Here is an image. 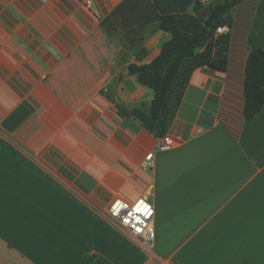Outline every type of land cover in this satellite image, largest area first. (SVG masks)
<instances>
[{
    "label": "crops",
    "instance_id": "0c3cea01",
    "mask_svg": "<svg viewBox=\"0 0 264 264\" xmlns=\"http://www.w3.org/2000/svg\"><path fill=\"white\" fill-rule=\"evenodd\" d=\"M122 1L0 0V264H264V104L242 111L261 0L234 7L226 70L191 74L168 150L125 109L153 98L128 65L171 33L144 11L111 34ZM147 190L150 244L105 214Z\"/></svg>",
    "mask_w": 264,
    "mask_h": 264
},
{
    "label": "trees",
    "instance_id": "16d2710c",
    "mask_svg": "<svg viewBox=\"0 0 264 264\" xmlns=\"http://www.w3.org/2000/svg\"><path fill=\"white\" fill-rule=\"evenodd\" d=\"M240 2L212 0L203 4L197 0H123L113 9L102 21L111 34L117 32V25L108 24L110 18L120 16L117 22L124 25L128 24V12L144 11H147L146 21H156L158 28L171 33L151 61L128 65L129 74L153 90L149 106L144 110L125 109L129 116L139 120L157 137L168 131L193 71L200 66L226 70L233 9ZM138 4L142 8L139 9ZM221 27L227 30L217 32ZM129 30L138 32L137 28ZM247 43L250 52L244 67L242 111L244 118L251 120L264 104V0L257 6ZM197 48L200 49L196 51ZM135 56L141 61L145 49L140 47Z\"/></svg>",
    "mask_w": 264,
    "mask_h": 264
},
{
    "label": "built area",
    "instance_id": "2783aa9c",
    "mask_svg": "<svg viewBox=\"0 0 264 264\" xmlns=\"http://www.w3.org/2000/svg\"><path fill=\"white\" fill-rule=\"evenodd\" d=\"M200 3L206 4L207 0H197ZM226 27L217 29V32L226 31ZM173 138L169 133H165L160 138L158 145L159 150H168L173 146ZM153 153H148L146 156L147 165H151ZM105 214L117 221L132 237L140 239L145 244H150L154 237V207L151 202L149 190L138 196L133 201H127L119 197L113 198L106 210Z\"/></svg>",
    "mask_w": 264,
    "mask_h": 264
},
{
    "label": "water",
    "instance_id": "95a60500",
    "mask_svg": "<svg viewBox=\"0 0 264 264\" xmlns=\"http://www.w3.org/2000/svg\"><path fill=\"white\" fill-rule=\"evenodd\" d=\"M200 48H197L196 51H198Z\"/></svg>",
    "mask_w": 264,
    "mask_h": 264
},
{
    "label": "rangeland",
    "instance_id": "374dc122",
    "mask_svg": "<svg viewBox=\"0 0 264 264\" xmlns=\"http://www.w3.org/2000/svg\"><path fill=\"white\" fill-rule=\"evenodd\" d=\"M208 1V0H207ZM209 2V1H208Z\"/></svg>",
    "mask_w": 264,
    "mask_h": 264
}]
</instances>
